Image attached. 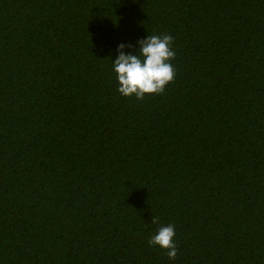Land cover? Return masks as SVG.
Instances as JSON below:
<instances>
[{"label":"trees","instance_id":"trees-1","mask_svg":"<svg viewBox=\"0 0 264 264\" xmlns=\"http://www.w3.org/2000/svg\"><path fill=\"white\" fill-rule=\"evenodd\" d=\"M165 34L174 82L119 94ZM0 264H264V0H0Z\"/></svg>","mask_w":264,"mask_h":264},{"label":"clouds","instance_id":"clouds-1","mask_svg":"<svg viewBox=\"0 0 264 264\" xmlns=\"http://www.w3.org/2000/svg\"><path fill=\"white\" fill-rule=\"evenodd\" d=\"M138 43L137 54L126 55V45H119V54L112 63L119 94L124 97L134 96L142 101L145 96L163 94L167 86L174 82L176 70L171 61L174 60L176 52L172 48L173 37L169 34L149 35ZM152 223L158 224L159 221L153 218ZM175 235V225H161L148 240V244L165 250L169 260H175L178 255Z\"/></svg>","mask_w":264,"mask_h":264}]
</instances>
